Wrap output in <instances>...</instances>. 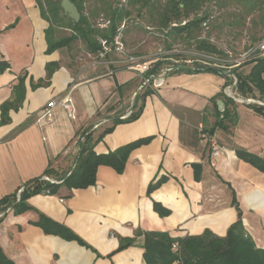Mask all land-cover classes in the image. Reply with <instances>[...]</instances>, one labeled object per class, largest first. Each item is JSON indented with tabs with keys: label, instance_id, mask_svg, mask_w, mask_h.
Wrapping results in <instances>:
<instances>
[{
	"label": "crops",
	"instance_id": "1",
	"mask_svg": "<svg viewBox=\"0 0 264 264\" xmlns=\"http://www.w3.org/2000/svg\"><path fill=\"white\" fill-rule=\"evenodd\" d=\"M47 28L35 0H0V61L10 65L0 74V107L13 103L18 77L25 75L22 100L0 125V199L42 177L48 167L57 176L66 174L76 163L78 132L91 127L96 137L115 116L123 120L132 113L136 103L138 118L115 125L94 151L105 154L151 140L130 153L122 174L100 166L94 186L32 195L26 200L31 209L21 214L8 208L0 223L5 255L14 264H144L138 231L193 236L208 230L224 237L238 219L264 249V173L236 156L241 150L264 159V114L225 96L231 79L217 72H172L161 86H144L152 65L126 63L115 52L104 60L85 48L86 55L68 48L46 54ZM50 63L58 68L49 84L35 86ZM67 97L74 119L61 107L45 114L50 101ZM211 142L219 148L213 164ZM160 178L163 183L148 196V185ZM153 202L170 215L159 217ZM40 215L70 229L88 247L44 233L35 225ZM131 238L133 245L116 251L120 239Z\"/></svg>",
	"mask_w": 264,
	"mask_h": 264
},
{
	"label": "trees",
	"instance_id": "2",
	"mask_svg": "<svg viewBox=\"0 0 264 264\" xmlns=\"http://www.w3.org/2000/svg\"><path fill=\"white\" fill-rule=\"evenodd\" d=\"M40 10L41 17L48 23V28L45 30V38L47 42L46 54H50L61 48H68L72 42L79 39L83 41L86 50L91 54H96L100 51V43L98 38L110 42L116 34L121 22L130 16L131 11L124 6H116L109 0H101L99 8H94L92 16L103 13L109 21V28L105 32H101L91 23L88 15L84 14L82 0H72L81 14L77 23H74L67 15L63 13L60 7L62 0H35ZM207 0H127L128 5L132 8L137 7V11L149 7L150 18L153 19V14H157V19L150 21L156 22L160 28L169 30L172 34L178 36L182 34H193L198 32L202 26L207 25L208 12L200 14V10ZM229 1V0H228ZM242 3L247 6V13H251L256 9L264 11V0H230ZM221 5L224 7L225 1ZM95 13V14H94ZM194 14L192 18L190 15ZM64 28L71 31L69 36L56 37L55 29ZM196 50L198 52L216 55L222 58L225 55L219 51L214 45L205 40L198 41ZM164 64L162 61H157L151 73H155ZM168 66L173 63H165ZM249 65L247 73L230 72L237 77L236 90L238 94L245 98H254L256 94L262 98L264 102V56L256 55L246 62ZM10 68L6 61H0V74ZM58 68L57 63L46 65V76L38 81L35 86L48 85L53 72ZM205 72H217L215 69L206 70ZM174 72H192L190 68L185 70H174ZM218 73V72H217ZM223 75V74H221ZM25 75L18 77V83L15 86L16 98L11 102H6L1 105L0 125L9 121L8 111L18 107L24 94ZM148 90L146 92L149 93ZM219 97H223L219 96ZM227 99V98H226ZM230 99V98H229ZM250 108L264 114V108L258 105L249 104ZM137 103L134 105V110L130 115L123 120L119 116L111 122V126L103 129L98 136H93L88 127L81 132H78L76 145L78 148L75 156V165L63 176H57L56 172L48 167L43 176H52L54 180L60 182L58 184L44 181L42 177L33 179L23 185V190L17 200V193L8 195L0 199V223L6 215V210L11 209L13 214H21L31 207L28 206L26 200L36 194H56L61 186H65L68 190L86 189L94 186L96 183V172L100 166L112 168L117 174H122L128 157L132 151L150 142L151 138H142L118 147L113 151L105 154H97L94 147L103 137L111 133L115 125L122 122H133L140 115V108H137ZM223 117H225V112ZM99 116V114H97ZM220 122H222L220 120ZM215 128L210 129L209 134L213 133ZM209 146V145H208ZM236 156L241 160L249 163L258 171L264 173V159L258 155L237 150ZM198 165H194V170H197ZM195 179L198 180L197 171ZM164 179L160 178L155 183H150L147 187V195L149 196L155 191ZM153 211L159 217H167L170 211L164 208L160 203L153 202ZM36 226L43 229L44 233L49 235L59 236L67 241H75L82 246L88 245L70 229L54 223L44 217L39 216V220L35 223ZM143 237V261L144 264H264V249L258 248L251 236L245 231L242 221L238 219L232 224L224 237H219L206 230L200 235L174 236L170 232L161 231H138L136 236ZM135 242V238L120 239L119 246L116 251L124 250ZM0 264H14L3 252L0 247Z\"/></svg>",
	"mask_w": 264,
	"mask_h": 264
},
{
	"label": "rangeland",
	"instance_id": "3",
	"mask_svg": "<svg viewBox=\"0 0 264 264\" xmlns=\"http://www.w3.org/2000/svg\"><path fill=\"white\" fill-rule=\"evenodd\" d=\"M109 1L113 2V0ZM114 1L116 6H124L125 9L131 11L130 16L125 18L118 27L123 26L122 35L127 50L126 55L142 63L150 62L151 68L159 60L164 62L156 73L168 66L165 63H174L175 60H194L195 55L200 53L196 50L197 43L202 40L214 45L225 54L222 56V63L226 67L224 71L234 72L235 68H238L237 72L246 71L248 59L242 57L251 48L264 41V11L258 8L247 13V6L236 1L224 0L226 5L223 7L221 5L223 0H207L199 13L200 15L208 12L207 25L202 26L198 32L193 34L178 36L168 32L169 30L160 28L156 22L150 21L149 7L138 12L137 7H130L127 0ZM82 2L83 12L89 16L90 23L101 32H105L109 28L106 16L103 13L92 16L94 8H99L101 5V0H82ZM152 16L153 19H157L156 13ZM193 16L194 14H191L190 18ZM55 32L58 38L71 34L70 30L64 28L55 29ZM84 48L86 49V46L83 41L77 39L71 43L68 50L74 55L83 53L86 55ZM88 59L92 60L89 57ZM234 62H239L240 65L227 67ZM238 95L239 99L245 98ZM255 96L257 100H262L258 94ZM105 125L111 124L107 122Z\"/></svg>",
	"mask_w": 264,
	"mask_h": 264
},
{
	"label": "built area",
	"instance_id": "4",
	"mask_svg": "<svg viewBox=\"0 0 264 264\" xmlns=\"http://www.w3.org/2000/svg\"><path fill=\"white\" fill-rule=\"evenodd\" d=\"M122 28H118L116 34L113 36V39L108 42L104 39L98 38V42L100 43V51L98 52V57L100 59H105L111 52H115L118 53L122 56H124L125 62L129 63V64H137L139 62V60H137L136 58L132 57V56H127L126 55V47H125V43L123 40V35H122ZM264 54V41L260 42L259 44H257L256 46H254L253 48H251L242 58L243 59H248V61L253 58L256 55L259 54ZM126 55V56H125ZM138 61V62H137ZM222 58L216 56V55H212V54H208V53H197L195 55V59L194 60H182V61H178L175 60L174 63L170 66H166L165 68L161 69L159 72H155V73H151L148 76L144 77V81H143V85L144 86H152V87H159L164 83L165 78L172 72H174V70H172L173 67H177V66H182L185 68H190L191 70H200L202 68H212L217 70V72L219 74H223L226 75L227 77H229L231 79L230 85L224 88V94L226 97L238 102V103H244V104H253L255 105V103L253 102V100H257L254 98H243V99H239V95L238 92L236 90V85H237V78L235 75H233L232 73L226 72L224 71V69H226V67H224V64L222 63ZM150 62H145L143 65L145 67H147ZM240 65L239 62H234V64H232L231 66H227V67H238ZM48 109L46 110L47 115H50L51 111L56 108V107H61L63 110L66 111V113L68 114V117L70 119H74L75 118V111L73 108V102L72 99L67 97L64 100H52L49 102V104L47 105ZM131 111H128L126 113V115H124L123 117L126 118L130 115ZM203 138L208 139L210 135L209 133H203ZM76 144V143H75ZM208 147L210 149V153H209V159L210 162L213 164L214 160H213V156L217 153V151L219 150L217 144L215 143H208ZM78 151V150H77ZM44 181L50 182V183H55L58 184L60 182L54 180L53 178L50 177H46L44 176L42 178ZM23 188H21L20 190H18L17 192V200H19V195L22 192ZM1 216V214H0Z\"/></svg>",
	"mask_w": 264,
	"mask_h": 264
},
{
	"label": "water",
	"instance_id": "5",
	"mask_svg": "<svg viewBox=\"0 0 264 264\" xmlns=\"http://www.w3.org/2000/svg\"><path fill=\"white\" fill-rule=\"evenodd\" d=\"M60 7L63 10V13L67 15L74 23H77L81 17L80 12L78 11L75 4L72 2V0H62L60 3ZM211 68H207L206 70H210ZM172 70H185V67L177 66L173 67ZM192 72H199L201 70H191ZM255 105H258L260 107L264 108V102L260 100H253ZM222 102H219V105H221Z\"/></svg>",
	"mask_w": 264,
	"mask_h": 264
}]
</instances>
